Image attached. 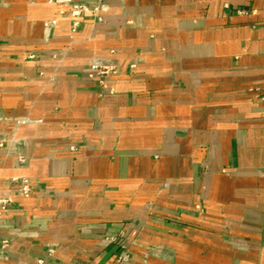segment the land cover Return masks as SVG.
Instances as JSON below:
<instances>
[{"label":"crops","instance_id":"crops-1","mask_svg":"<svg viewBox=\"0 0 264 264\" xmlns=\"http://www.w3.org/2000/svg\"><path fill=\"white\" fill-rule=\"evenodd\" d=\"M101 17L0 0V264H264V0Z\"/></svg>","mask_w":264,"mask_h":264},{"label":"built area","instance_id":"built-area-1","mask_svg":"<svg viewBox=\"0 0 264 264\" xmlns=\"http://www.w3.org/2000/svg\"><path fill=\"white\" fill-rule=\"evenodd\" d=\"M55 3L60 5H65L69 7V12L72 17H74L73 25H77L78 17H80L85 11L91 9L96 20L100 21L102 19L101 13L105 9V3L108 0H97L91 5L87 2L74 1V0H53ZM89 67L98 78L100 84H104L110 77L117 76L120 72V66L117 61L112 56H93L89 62ZM21 190L28 191L29 186L25 181H23ZM2 247L5 246L6 241L2 242ZM127 254L123 253L119 255L116 259L118 264L125 263L127 261Z\"/></svg>","mask_w":264,"mask_h":264}]
</instances>
